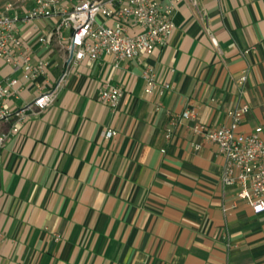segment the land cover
<instances>
[{
	"label": "crops",
	"instance_id": "crops-1",
	"mask_svg": "<svg viewBox=\"0 0 264 264\" xmlns=\"http://www.w3.org/2000/svg\"><path fill=\"white\" fill-rule=\"evenodd\" d=\"M197 7L204 15L176 4L171 33L150 54L69 65L52 104L28 110L18 132L0 121V264H264V211L221 182L223 155L190 127L246 103L240 128L260 126L264 140V0ZM19 33L34 41V24ZM34 49L56 77L66 54L57 37ZM144 63L171 84L161 95L144 92ZM0 72L21 76L2 61ZM38 81H22L8 105L30 100ZM104 83L123 90L114 109L97 95ZM185 109L192 119L170 123Z\"/></svg>",
	"mask_w": 264,
	"mask_h": 264
},
{
	"label": "built area",
	"instance_id": "built-area-1",
	"mask_svg": "<svg viewBox=\"0 0 264 264\" xmlns=\"http://www.w3.org/2000/svg\"><path fill=\"white\" fill-rule=\"evenodd\" d=\"M181 1L192 4L199 16L204 15L197 7V0H4L0 4V61L19 69L21 76L0 72V121L11 122L9 131L18 132L28 110H41L52 104L64 85L69 65L108 54L113 66H117L123 58L150 54L171 33L172 14ZM47 18L53 20L51 28L39 23ZM23 22L34 24V41H27L19 33ZM53 36L66 54L57 76L49 79L50 60L36 53L34 43L47 48ZM211 40L215 42L213 37ZM140 72L147 94L161 95L171 86L168 81L158 80L145 63ZM244 78L241 75L238 82L242 83ZM24 80H39L34 95L18 107L9 106L6 99L18 95ZM122 93L120 86L110 83H104L97 90L99 99L112 109ZM248 110V104L242 103L227 110L226 121L212 125L194 120L190 127L204 140L217 145L224 158L219 175L221 182L236 185V196L252 212L258 213L264 211V140L260 126L248 132L240 128ZM193 117L194 111L185 109L171 116L170 123L177 118ZM114 133L112 128L105 130V136ZM6 136L7 132H0V145ZM193 146L197 148L199 144ZM228 207L221 205L223 212Z\"/></svg>",
	"mask_w": 264,
	"mask_h": 264
},
{
	"label": "rangeland",
	"instance_id": "rangeland-1",
	"mask_svg": "<svg viewBox=\"0 0 264 264\" xmlns=\"http://www.w3.org/2000/svg\"><path fill=\"white\" fill-rule=\"evenodd\" d=\"M4 0H0V4L3 2ZM53 21V20H52Z\"/></svg>",
	"mask_w": 264,
	"mask_h": 264
}]
</instances>
